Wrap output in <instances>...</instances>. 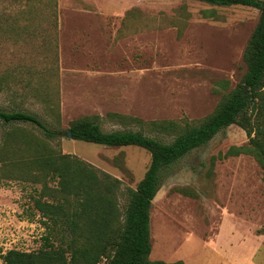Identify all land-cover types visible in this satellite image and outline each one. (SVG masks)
<instances>
[{
  "label": "rangeland",
  "instance_id": "374dc122",
  "mask_svg": "<svg viewBox=\"0 0 264 264\" xmlns=\"http://www.w3.org/2000/svg\"><path fill=\"white\" fill-rule=\"evenodd\" d=\"M259 16L251 6L198 0H0V110L35 114L61 133L63 153L135 188L150 154L68 138L69 122L88 116L105 131L171 141L151 122L208 117L241 81ZM247 141L229 125L162 174L150 207V260L264 264V170L248 154L223 157ZM17 175L0 181L1 253L37 250L48 233L31 207L41 183Z\"/></svg>",
  "mask_w": 264,
  "mask_h": 264
},
{
  "label": "trees",
  "instance_id": "16d2710c",
  "mask_svg": "<svg viewBox=\"0 0 264 264\" xmlns=\"http://www.w3.org/2000/svg\"><path fill=\"white\" fill-rule=\"evenodd\" d=\"M198 1L240 4L260 10L243 52L245 73L208 117L198 123L151 122L156 131L173 135L169 142L139 130L105 131L97 120L88 116L69 122L67 130L72 133L71 139L108 147L145 149L150 154V164L135 188L123 187L120 178L74 154L63 153L55 142L61 133L35 114L0 110V181L18 174L41 183L31 196V207L48 229L37 250L0 252L4 264H98L101 261L103 264H184L181 260L168 263L149 259L150 207L162 174L232 124L246 132L248 141L231 146L223 157L248 154L264 170V1ZM108 116L121 122H140L131 116ZM22 124L38 127L43 136L31 134ZM48 180L55 184L48 185Z\"/></svg>",
  "mask_w": 264,
  "mask_h": 264
},
{
  "label": "water",
  "instance_id": "95a60500",
  "mask_svg": "<svg viewBox=\"0 0 264 264\" xmlns=\"http://www.w3.org/2000/svg\"><path fill=\"white\" fill-rule=\"evenodd\" d=\"M65 136L68 137V138H72V133H71V131L68 130V131L65 133Z\"/></svg>",
  "mask_w": 264,
  "mask_h": 264
}]
</instances>
